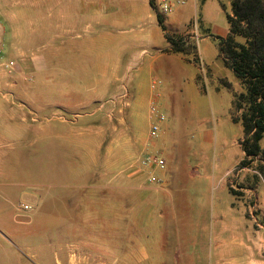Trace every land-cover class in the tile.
<instances>
[{
  "label": "crops",
  "instance_id": "1",
  "mask_svg": "<svg viewBox=\"0 0 264 264\" xmlns=\"http://www.w3.org/2000/svg\"><path fill=\"white\" fill-rule=\"evenodd\" d=\"M206 2L176 4L171 14L159 17L162 28L150 0H0L3 52L13 31L6 22L17 19L14 6L27 15L21 21L56 26V109L74 114L100 103L96 109L109 108L118 120L115 147L102 158L108 167L110 155L116 156L117 170L101 180L106 188L101 187V204L95 209L78 194L77 202L65 204L59 194L55 239H45L33 214L18 213L19 204L32 203L34 195L19 189L23 183H10L0 168V264H192L209 246L219 254L217 264H237L225 256L238 247L237 214L246 211L234 204L228 186L245 157L243 127L233 121L234 95L242 87L225 66L216 39L228 34V24H213L212 4ZM166 35L186 38L195 48L172 52ZM16 101L23 100L0 92V163L30 131L44 132L30 124V110ZM169 117L180 120L184 131L171 152ZM151 155L164 165L142 166ZM248 173L241 168L237 183ZM110 180L116 181L112 204ZM13 189L16 201L10 199ZM257 206L264 209V200ZM94 212L102 221L92 220Z\"/></svg>",
  "mask_w": 264,
  "mask_h": 264
},
{
  "label": "rangeland",
  "instance_id": "2",
  "mask_svg": "<svg viewBox=\"0 0 264 264\" xmlns=\"http://www.w3.org/2000/svg\"><path fill=\"white\" fill-rule=\"evenodd\" d=\"M206 1L207 5L212 4L213 24L224 26L225 13L230 10L229 1ZM13 9L17 10L13 12L17 19L6 22L11 24L13 31L6 36L8 45L4 46L3 57L5 61L13 62L14 66L10 72L0 66V92L20 96L23 101L16 103L30 110V124L39 129L43 126L44 132L42 134L39 130L37 136L30 131L12 149L8 148V159L0 163V168L10 175V183L21 182L23 186L19 189L32 191L34 195V198H29L32 203L19 204L18 213L33 214L34 222L38 218L42 223L45 239H55L59 194L65 204L77 202L76 194L79 201H87L94 208L101 204V195L104 194L101 187L106 189L101 180H104L106 173L110 178L114 177L117 170L116 156L110 155L112 158L108 161V167L102 158L108 147H115L118 120L115 111L111 112L109 108L96 109L100 103L93 104L91 108L76 110L74 114L56 109V26L53 28V22L32 19L21 21L27 15L21 12L19 5ZM5 81L14 84L11 87L4 86ZM168 119L170 124L173 123L167 141L171 152L174 141H178L184 131L180 127V120L173 122L170 117ZM88 127L93 128L92 133L86 132ZM261 144L264 146V139ZM239 164L233 170L228 186L229 190L239 192V195H233L234 204L245 207L246 211L237 214L241 221L237 230L238 247H232L231 255L225 257L233 256L237 264H264V209L257 206L260 205V199L264 200V190L261 188L264 161L260 156L250 160V165L244 168L251 173H248L250 175H247L248 179L244 183L236 181V175L241 169ZM33 185L34 188H31ZM115 187L116 181L110 180V204L116 201L115 195L111 193ZM244 189L247 190L245 193ZM12 192L10 199L16 201L15 189ZM255 196H258V202ZM24 205L29 206V209L23 210ZM108 219L114 220L115 213H109ZM92 220L102 221V214L94 212ZM191 250L194 252L193 248ZM218 255L213 246H209L205 255L196 253L197 259L192 264H217Z\"/></svg>",
  "mask_w": 264,
  "mask_h": 264
},
{
  "label": "trees",
  "instance_id": "3",
  "mask_svg": "<svg viewBox=\"0 0 264 264\" xmlns=\"http://www.w3.org/2000/svg\"><path fill=\"white\" fill-rule=\"evenodd\" d=\"M229 12L225 13L228 34L218 40L224 64L239 81L242 91L234 95V122L243 127L240 142L244 159L239 167L250 165L259 157L264 161V0H228ZM162 28V21L158 17ZM172 52L189 53L195 45L181 36L166 35ZM232 195L239 192L230 190Z\"/></svg>",
  "mask_w": 264,
  "mask_h": 264
},
{
  "label": "built area",
  "instance_id": "4",
  "mask_svg": "<svg viewBox=\"0 0 264 264\" xmlns=\"http://www.w3.org/2000/svg\"><path fill=\"white\" fill-rule=\"evenodd\" d=\"M185 0H150L151 6L154 9L158 17H164L172 13L173 8L176 4H184ZM0 66L5 70L10 72L13 69V62L5 61L3 57L2 46L0 45ZM154 112L155 110L152 109ZM158 121H163V116H157ZM158 131L157 123L151 125V134L155 136ZM142 166L145 167H162L164 165L163 159L159 158L156 155L146 156L141 162ZM152 181H155V178H151ZM23 210H28L29 206L24 205Z\"/></svg>",
  "mask_w": 264,
  "mask_h": 264
}]
</instances>
